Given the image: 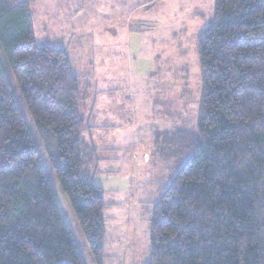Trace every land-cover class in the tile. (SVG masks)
Returning a JSON list of instances; mask_svg holds the SVG:
<instances>
[{
  "label": "trees",
  "instance_id": "obj_1",
  "mask_svg": "<svg viewBox=\"0 0 264 264\" xmlns=\"http://www.w3.org/2000/svg\"><path fill=\"white\" fill-rule=\"evenodd\" d=\"M33 3L0 0V49L94 263L105 264L110 206L82 137L79 77L65 49L37 44ZM198 52V130L172 135L178 167L153 205L148 264H264V0H215ZM0 264H86L1 61Z\"/></svg>",
  "mask_w": 264,
  "mask_h": 264
},
{
  "label": "rangeland",
  "instance_id": "obj_2",
  "mask_svg": "<svg viewBox=\"0 0 264 264\" xmlns=\"http://www.w3.org/2000/svg\"><path fill=\"white\" fill-rule=\"evenodd\" d=\"M214 6L215 0H37L31 6L37 44L66 49L77 73L87 70L86 57L101 55L94 57L97 85L93 76L91 87L84 77L79 83L81 91L92 90L91 97H96L97 87L108 90L100 95L109 104L102 110L114 116L112 131L122 136L116 144L120 151L112 152L119 160L111 162L110 153H99L95 164L101 176L96 183L112 205L105 212V264L149 263L153 205L178 167L172 135L198 130V36L212 21ZM0 61L85 263L95 264L1 49ZM87 118L98 123L96 116ZM168 143L166 150L162 144Z\"/></svg>",
  "mask_w": 264,
  "mask_h": 264
},
{
  "label": "crops",
  "instance_id": "obj_3",
  "mask_svg": "<svg viewBox=\"0 0 264 264\" xmlns=\"http://www.w3.org/2000/svg\"><path fill=\"white\" fill-rule=\"evenodd\" d=\"M36 2L37 0H34V4ZM147 4L148 3H144L143 5L136 7L135 10L138 11ZM99 56L101 55L99 54L94 55L92 60L91 58H89L90 56L86 57L85 58L86 61L89 62L87 70L85 68H81L83 71L81 73H77L70 58V54H68L73 72L78 77H84L85 79L83 80L86 81L88 83L87 85H89L90 87L92 85L90 84L91 83L90 79L92 78V76L94 77L93 82L96 83L95 85H97V81H96L97 70L95 68L96 62L94 60V57H99ZM100 73L101 72L98 70V74ZM83 89L85 91L84 92L81 91L83 98L80 105V113L84 119V124H85V130L82 135L83 140L90 150L95 151L96 157L99 153H104V154L110 153V158L108 160L115 163L119 159L118 157H115L114 155L116 154H112V152L115 150L120 151L118 150L119 147L116 144H120L122 142V136H120L119 133H116V130H114V132L112 131L113 129H116V127H114L116 123L113 126H111L112 122L114 121L113 120L114 116L109 112L102 110V107H107L109 104H106L105 101L100 98V95L103 92H108V90L106 88L100 89L97 87L96 89L98 90V93L96 97H91L92 90H89L87 87H84ZM90 114L91 117L93 116L98 117L97 118L98 123L92 121L91 118H87ZM87 123H89V126L87 125ZM90 124H95V125H90ZM109 130H111V132H109ZM100 177H101L100 175H97L96 180H99ZM97 184H99L102 187V185L98 181ZM109 206L110 207H108L106 211H108L112 207L111 204H109Z\"/></svg>",
  "mask_w": 264,
  "mask_h": 264
}]
</instances>
